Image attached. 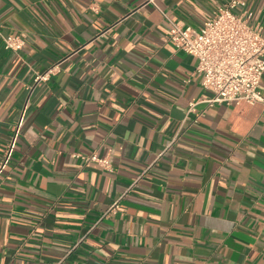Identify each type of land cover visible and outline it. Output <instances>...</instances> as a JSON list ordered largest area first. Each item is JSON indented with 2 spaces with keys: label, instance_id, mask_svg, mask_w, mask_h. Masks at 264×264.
Returning a JSON list of instances; mask_svg holds the SVG:
<instances>
[{
  "label": "crops",
  "instance_id": "0c3cea01",
  "mask_svg": "<svg viewBox=\"0 0 264 264\" xmlns=\"http://www.w3.org/2000/svg\"><path fill=\"white\" fill-rule=\"evenodd\" d=\"M228 1L0 0V264H264V103L166 40Z\"/></svg>",
  "mask_w": 264,
  "mask_h": 264
},
{
  "label": "built area",
  "instance_id": "2783aa9c",
  "mask_svg": "<svg viewBox=\"0 0 264 264\" xmlns=\"http://www.w3.org/2000/svg\"><path fill=\"white\" fill-rule=\"evenodd\" d=\"M241 5V0H229L199 28L181 26L166 17L170 25L166 40L197 59L195 72L201 76V86L211 94L206 99L208 103H264V94L260 89L264 72V26L252 22L251 14L246 10L235 11ZM3 44L5 48L17 50L23 47L24 40L9 34L3 38ZM52 69L37 75L35 82L46 80ZM194 105L191 103L188 111H193ZM13 144L14 138L6 146L0 171ZM81 157L86 164L96 162L104 168L110 166L107 158L96 153ZM118 201L111 205L108 212L118 207Z\"/></svg>",
  "mask_w": 264,
  "mask_h": 264
}]
</instances>
